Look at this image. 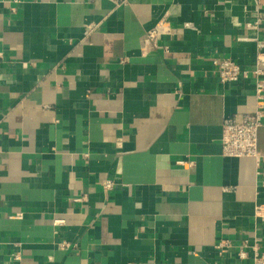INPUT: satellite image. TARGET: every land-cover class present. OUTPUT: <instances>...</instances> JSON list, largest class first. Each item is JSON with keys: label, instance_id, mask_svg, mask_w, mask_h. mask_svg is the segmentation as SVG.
<instances>
[{"label": "crops", "instance_id": "1", "mask_svg": "<svg viewBox=\"0 0 264 264\" xmlns=\"http://www.w3.org/2000/svg\"><path fill=\"white\" fill-rule=\"evenodd\" d=\"M260 43L264 0H0V264H253L264 126L259 159L223 154L256 97L212 60Z\"/></svg>", "mask_w": 264, "mask_h": 264}, {"label": "built area", "instance_id": "2", "mask_svg": "<svg viewBox=\"0 0 264 264\" xmlns=\"http://www.w3.org/2000/svg\"><path fill=\"white\" fill-rule=\"evenodd\" d=\"M126 2V0H120ZM187 28H194L195 24L186 22ZM98 27V23L92 22L87 26V33H91ZM174 32V28L166 19L160 20L153 28H151L144 39L143 51L150 48H158V35L169 34ZM216 67L218 77L221 83H235L241 78L252 77L254 80V90L256 97V108L253 112L232 115L226 117L223 121L222 128V147L223 154L231 157H252L259 159L258 150L259 130L264 126V43L259 44L256 54V60L253 66H243L231 58H214L212 60ZM102 185L105 189H112L115 186V181L111 178L103 180ZM262 210V206L257 207V213ZM15 217H21L17 214ZM64 220H55V224H61ZM227 244V243H226ZM67 242L60 243L62 248H66ZM224 246L220 242L216 247L221 249ZM238 257L240 259L252 258L253 264H264V250L255 241L252 245L248 239L239 247ZM16 258L19 255H15Z\"/></svg>", "mask_w": 264, "mask_h": 264}]
</instances>
